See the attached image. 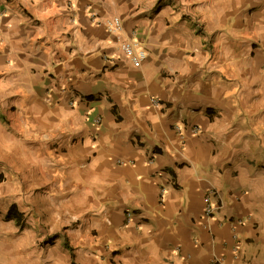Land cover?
<instances>
[{
    "label": "crops",
    "instance_id": "crops-1",
    "mask_svg": "<svg viewBox=\"0 0 264 264\" xmlns=\"http://www.w3.org/2000/svg\"><path fill=\"white\" fill-rule=\"evenodd\" d=\"M0 264H264V0H0Z\"/></svg>",
    "mask_w": 264,
    "mask_h": 264
},
{
    "label": "built area",
    "instance_id": "built-area-1",
    "mask_svg": "<svg viewBox=\"0 0 264 264\" xmlns=\"http://www.w3.org/2000/svg\"><path fill=\"white\" fill-rule=\"evenodd\" d=\"M109 29L111 32H119L121 30V21L119 18L114 19L112 23L109 24ZM121 52L124 57L130 61L133 67L139 68L147 59V53L140 48V45L135 42L126 41L121 45ZM157 104V103H156ZM158 105V104H157ZM98 124L101 123V119H97ZM206 214L212 215L213 206L211 202V196H207L206 199Z\"/></svg>",
    "mask_w": 264,
    "mask_h": 264
}]
</instances>
